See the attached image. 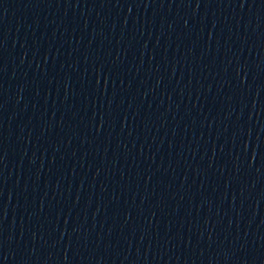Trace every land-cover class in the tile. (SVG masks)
<instances>
[{
    "label": "water",
    "instance_id": "obj_1",
    "mask_svg": "<svg viewBox=\"0 0 264 264\" xmlns=\"http://www.w3.org/2000/svg\"><path fill=\"white\" fill-rule=\"evenodd\" d=\"M125 0H0V155Z\"/></svg>",
    "mask_w": 264,
    "mask_h": 264
}]
</instances>
